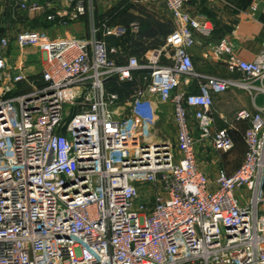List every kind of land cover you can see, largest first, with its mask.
Listing matches in <instances>:
<instances>
[{
	"label": "built area",
	"instance_id": "built-area-1",
	"mask_svg": "<svg viewBox=\"0 0 264 264\" xmlns=\"http://www.w3.org/2000/svg\"><path fill=\"white\" fill-rule=\"evenodd\" d=\"M163 1L173 29L141 59L118 61V48L98 35L123 32L115 13L87 37L21 30L19 48L41 53L39 77L8 63L9 39L0 36V264H264V109L236 111L247 123L243 159L231 172L218 168L214 186L197 166L188 123L191 115L200 138L231 150L233 126L213 129L212 95L264 92V47L245 60L221 37L211 52L241 77L197 72L189 48L212 23L188 12L187 0ZM60 2L65 9L46 19L65 24L85 12L83 0ZM114 80L134 84L124 99ZM157 90L170 98L175 147L150 132L144 107Z\"/></svg>",
	"mask_w": 264,
	"mask_h": 264
},
{
	"label": "crops",
	"instance_id": "crops-1",
	"mask_svg": "<svg viewBox=\"0 0 264 264\" xmlns=\"http://www.w3.org/2000/svg\"><path fill=\"white\" fill-rule=\"evenodd\" d=\"M23 1L29 0H0V36L4 35L9 39L8 63L21 65L25 74L39 77L42 56L36 57L32 47L19 48L15 39L21 30L31 28L46 38L87 37L91 34L92 25L111 15L113 9L124 0H83L85 12L65 24L59 21L63 17L57 15L52 20L46 19V14L65 9L60 0H39L48 4L37 11L21 8L20 3ZM252 5H255L256 9L252 10L250 8ZM184 8L192 15L208 18L213 26L209 36L194 32L196 42L189 48L194 69L205 74L241 77L239 72L227 70L225 56L213 55L210 47L219 38L225 37L233 44L238 57L252 60L264 47V0H187ZM123 11L121 15L111 18L112 24L123 30L121 34L104 35L102 32L98 34L104 39L108 35L131 36L130 41L123 47L110 44L118 48L114 54L118 61H125L129 55H135L132 42H139L145 47L144 56L154 44L162 45L165 36L173 29V18L163 0H129ZM131 23L138 25L136 31L131 29ZM162 60L166 61V58L163 57ZM135 77V83L143 85L139 73ZM262 82L264 83V79ZM252 83L258 85L260 80H252ZM26 87V83H19L17 89ZM242 108L252 111L257 108L264 109V92L230 87L212 95L213 129L233 126L230 133L234 145L227 152L217 151L208 139L200 138L194 118L191 115L188 117L192 135L196 139L197 166L207 174L212 186L218 168L231 172L243 159L245 151L243 131L247 123L235 120L236 111ZM238 190L237 196L244 193L242 189L236 191ZM244 201L242 198L241 202Z\"/></svg>",
	"mask_w": 264,
	"mask_h": 264
},
{
	"label": "rangeland",
	"instance_id": "rangeland-1",
	"mask_svg": "<svg viewBox=\"0 0 264 264\" xmlns=\"http://www.w3.org/2000/svg\"><path fill=\"white\" fill-rule=\"evenodd\" d=\"M158 44H154L150 47H157ZM31 48V47H29ZM33 54L36 57L41 56V53L36 48H33ZM36 75V74H34ZM163 90L152 91L149 93L147 106L144 107L146 112V117L151 120L152 126L150 127V132L152 134V138L156 140H165L173 147L176 146V131L175 125L173 122V111L170 102L169 96ZM244 192V190H243ZM235 191V194H238ZM247 194V193H246Z\"/></svg>",
	"mask_w": 264,
	"mask_h": 264
},
{
	"label": "trees",
	"instance_id": "trees-1",
	"mask_svg": "<svg viewBox=\"0 0 264 264\" xmlns=\"http://www.w3.org/2000/svg\"><path fill=\"white\" fill-rule=\"evenodd\" d=\"M127 4L128 1H123L122 3L118 4L111 12V13H115L113 16L117 17L121 15L122 12L124 13L123 10H125V6H127ZM130 39L131 36H129L128 34L123 35L121 37H115L111 35L105 37V40L108 45L113 43L115 45H120L122 47L125 46L126 43L130 41ZM131 46L134 47L133 51L135 55L141 59L145 47L141 46L139 42H132ZM132 85H133L132 82L117 83L115 80L111 82V88L118 91L120 93L121 98L126 97L131 92Z\"/></svg>",
	"mask_w": 264,
	"mask_h": 264
}]
</instances>
